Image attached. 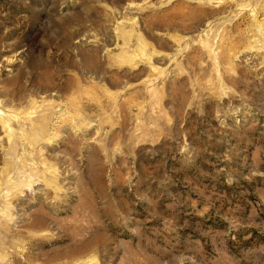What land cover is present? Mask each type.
Masks as SVG:
<instances>
[{
	"label": "rangeland",
	"instance_id": "rangeland-1",
	"mask_svg": "<svg viewBox=\"0 0 264 264\" xmlns=\"http://www.w3.org/2000/svg\"><path fill=\"white\" fill-rule=\"evenodd\" d=\"M0 264H264V0H0Z\"/></svg>",
	"mask_w": 264,
	"mask_h": 264
}]
</instances>
